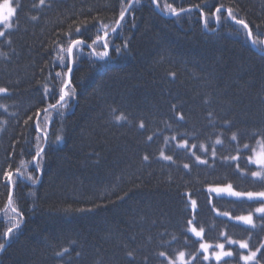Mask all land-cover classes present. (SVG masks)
Segmentation results:
<instances>
[{
    "label": "trees",
    "instance_id": "16d2710c",
    "mask_svg": "<svg viewBox=\"0 0 264 264\" xmlns=\"http://www.w3.org/2000/svg\"><path fill=\"white\" fill-rule=\"evenodd\" d=\"M13 6L0 26V264H168L181 251L187 264H244L257 248L264 264L261 201L209 191H264L248 163L264 140V0ZM249 213L255 228L235 219ZM201 241L233 255L204 261Z\"/></svg>",
    "mask_w": 264,
    "mask_h": 264
},
{
    "label": "snow or ice",
    "instance_id": "6c2138e0",
    "mask_svg": "<svg viewBox=\"0 0 264 264\" xmlns=\"http://www.w3.org/2000/svg\"><path fill=\"white\" fill-rule=\"evenodd\" d=\"M41 3H44V0H40ZM153 2H155V0H153ZM3 8H4V11H5V14L3 15H0V23H3L4 27L5 28H8L10 27V24L8 23L12 17L14 16L15 14V9L8 3V0H5V3L3 4ZM217 12L220 11V9L218 8L216 10ZM229 16H232V10L229 9ZM172 14L173 15H176V10L173 8L172 9ZM120 16H121V20L124 19V12L122 11L120 13ZM33 19H35V17H33ZM234 19V17H233ZM118 25L120 24V20H118L116 22ZM236 23L238 24H242L244 26V28H248V25L246 23H244V21L242 20H237ZM81 31V29L77 28L76 29V32L77 34H79ZM115 31V30H114ZM5 33L0 31V36H3ZM249 35H251V33H249ZM100 37H97V40H99ZM93 43L95 44L96 41H93ZM255 43V42H254ZM83 44V41L82 40H73L72 41V46H70L68 49H67V53H68V57L71 58V56L73 55V49L75 46L77 45H82ZM104 48H105V51L102 52L100 54V59H103L104 57H108V51H107V48H108V44L105 43L104 44ZM116 52L117 53H120L121 52V49L120 48H116ZM110 58V57H109ZM61 62L63 63V57L61 58ZM68 71L69 73L72 72V67L69 66L68 67ZM60 76V73H57V77ZM6 89L4 88H0V93H3L5 92ZM69 96V93L65 90V88H61L60 89V96H59V100L57 102V104L59 105H63V103L65 102L66 100V97ZM50 107L52 108H56V105H51ZM47 111V109L45 110ZM124 117L121 116V117H117V120L120 121V120H123ZM180 119H183V117H180ZM141 128L144 127L143 124L140 125ZM39 127L37 126V131H39ZM262 136H264V133H261ZM57 139H59V137H57ZM149 139H152V137H149ZM167 139V138H166ZM173 140L176 139V137H172ZM231 139L233 141L237 140L238 137L237 135L234 133L231 137ZM187 141H184L183 143H180L178 144L177 146L180 147V148H185L187 146ZM215 143L217 145L221 144L222 141L220 139H217L215 141ZM257 143L260 145L261 147V151L259 153L256 152L255 149H253V155L249 156L248 157V163L249 164H254L257 166L258 168V171H253L251 173L252 177L256 178V179H259L260 181L264 182V140H261V141H257ZM193 147H195V145H193ZM200 149H204L205 146L203 144H200L199 145ZM245 149L249 148V145L248 144H245L243 146ZM44 150L41 149L39 152H37V157H40L41 156V153L43 152ZM239 151V149H238ZM193 155H195V153H193ZM160 156L164 159V160H172V157L171 156H167L164 154V152L162 151L160 153ZM212 156L215 157L216 156V150L215 148H213V151H212ZM145 160L148 159L147 156L144 157ZM226 160L229 159V158H225ZM232 161H236L239 159L238 156H232L230 158ZM196 160L198 163L200 164H206L207 161L206 160H202L200 158V156H196ZM184 167L187 169L189 167L188 164H185ZM37 169L39 170V165H37ZM6 176L9 180H11L12 178V173H6ZM29 180L32 181L33 184H35L36 182V179L37 178H33V177H28ZM209 191L211 192H216L217 195L221 194V193H227L228 195L230 196H233V197H237V198H242V197H247L248 200H256V199H259L261 201V205L259 207H257L255 209V212L260 214V219L261 220H264V191H260V192H236V191H233L232 189V185H228L227 187L225 188H211ZM192 206L193 208L196 207V201L193 200L192 201ZM224 215H227L226 213H224ZM236 220L238 221H241L243 222L245 225H250L252 226L253 228L256 227V225L254 224L253 222V216L251 213H249L247 216H238V217H235ZM192 221H189V224H191ZM18 227V225H17ZM191 231L197 236V237H200L201 236V233L204 231L203 229H200V231H197L195 228H191ZM8 232H12V229L10 228L8 230ZM8 233H5V237H7ZM229 244H234V243H239V247L241 249H247L249 247V245L245 242H238V241H233V240H229L228 241ZM210 245L208 244H201L200 245V248L204 251V256H203V260L204 261H207L209 260V255H208V249H209ZM217 248L221 249V251L219 252H213L212 253V256L215 258V260L217 262H220L222 260V258L224 257H231L233 255V252L232 251H224V244H218L216 245ZM4 248V245L3 244H0V249H3ZM260 251L259 248H257L255 251H250L247 255H241L240 256V259L244 261V264H249V262L251 261H256V264H259V261L257 260V253ZM129 256H131L132 254L129 253L128 254ZM159 255L161 257H165V253L164 252H160ZM185 252L181 251L178 253V256L176 257L175 260H172V259H169L168 260V264H186V261L184 260V257H185Z\"/></svg>",
    "mask_w": 264,
    "mask_h": 264
},
{
    "label": "rangeland",
    "instance_id": "374dc122",
    "mask_svg": "<svg viewBox=\"0 0 264 264\" xmlns=\"http://www.w3.org/2000/svg\"><path fill=\"white\" fill-rule=\"evenodd\" d=\"M5 3V0H2V1H0V15H3V14H5V11H4V8H3V4ZM8 3L15 9V7L13 6V0H8ZM13 18V17H12ZM12 20V19H11ZM11 20L8 22L9 24H10V27H11ZM0 26L1 27H3L4 29H9L10 27H8V28H5L4 27V25H3V23H0ZM255 150H256V152L257 153H259L260 151H261V147H260V145H257V147L255 148ZM252 155H253V153H252ZM254 214H258V213H256V212H254ZM191 228H193V227H191ZM191 228H190V232L197 238V239H200L201 238V236L200 237H197L192 231H191ZM198 231V230H197ZM202 234V233H201ZM242 242V241H241ZM208 244V243H206V242H204V241H201V243H200V245L201 244ZM227 244L228 245H238L239 246V243H234V244H229L228 243V241H227ZM208 245H210V247H209V249H208V255H209V259H212V260H214V261H216L215 260V258L212 256V253L213 252H219V251H221V249H219V248H217L216 247V245H212V244H208ZM218 245V244H217ZM225 245L226 244H224V251H230V250H227L226 248H225ZM199 251L200 252H202L203 254H205L204 253V251L200 248V246H199ZM249 253V252H248ZM247 253V254H248ZM246 254V255H247ZM178 256V255H177ZM176 256V257H177ZM225 258V257H224ZM176 259V258H175ZM174 259V260H175ZM223 259V258H222ZM184 260L186 261V264L187 263H191L192 261H193V257H187L186 255H185V257H184ZM243 261V260H242ZM217 262V261H216ZM244 262V261H243ZM251 262H253V261H251ZM177 264H178V262H177Z\"/></svg>",
    "mask_w": 264,
    "mask_h": 264
},
{
    "label": "water",
    "instance_id": "95a60500",
    "mask_svg": "<svg viewBox=\"0 0 264 264\" xmlns=\"http://www.w3.org/2000/svg\"><path fill=\"white\" fill-rule=\"evenodd\" d=\"M117 28H118V25H117V27L115 28V30H116ZM113 32H114V30H113L112 32H110L109 34H107V36L111 35ZM15 174L18 175L17 172H16ZM12 175H13V174H12Z\"/></svg>",
    "mask_w": 264,
    "mask_h": 264
}]
</instances>
